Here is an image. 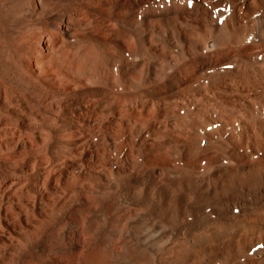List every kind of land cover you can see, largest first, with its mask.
Instances as JSON below:
<instances>
[{
	"label": "bare ground",
	"instance_id": "obj_1",
	"mask_svg": "<svg viewBox=\"0 0 264 264\" xmlns=\"http://www.w3.org/2000/svg\"><path fill=\"white\" fill-rule=\"evenodd\" d=\"M0 264H264V0H0Z\"/></svg>",
	"mask_w": 264,
	"mask_h": 264
}]
</instances>
